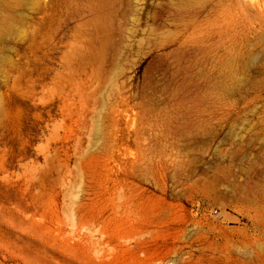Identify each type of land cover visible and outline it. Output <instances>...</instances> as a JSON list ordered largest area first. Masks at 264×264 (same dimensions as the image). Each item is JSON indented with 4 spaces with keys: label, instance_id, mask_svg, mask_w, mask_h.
I'll list each match as a JSON object with an SVG mask.
<instances>
[{
    "label": "rangeland",
    "instance_id": "1",
    "mask_svg": "<svg viewBox=\"0 0 264 264\" xmlns=\"http://www.w3.org/2000/svg\"><path fill=\"white\" fill-rule=\"evenodd\" d=\"M0 264H264V0H0Z\"/></svg>",
    "mask_w": 264,
    "mask_h": 264
},
{
    "label": "built area",
    "instance_id": "2",
    "mask_svg": "<svg viewBox=\"0 0 264 264\" xmlns=\"http://www.w3.org/2000/svg\"><path fill=\"white\" fill-rule=\"evenodd\" d=\"M208 213L212 216H220L221 213L219 212V210L217 209H214V208H211V209H208Z\"/></svg>",
    "mask_w": 264,
    "mask_h": 264
}]
</instances>
